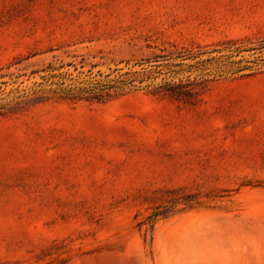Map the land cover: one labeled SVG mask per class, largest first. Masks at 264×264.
<instances>
[{
	"label": "rangeland",
	"instance_id": "1",
	"mask_svg": "<svg viewBox=\"0 0 264 264\" xmlns=\"http://www.w3.org/2000/svg\"><path fill=\"white\" fill-rule=\"evenodd\" d=\"M0 264H264V0H0Z\"/></svg>",
	"mask_w": 264,
	"mask_h": 264
},
{
	"label": "trees",
	"instance_id": "2",
	"mask_svg": "<svg viewBox=\"0 0 264 264\" xmlns=\"http://www.w3.org/2000/svg\"><path fill=\"white\" fill-rule=\"evenodd\" d=\"M96 99H98V98L96 97Z\"/></svg>",
	"mask_w": 264,
	"mask_h": 264
}]
</instances>
